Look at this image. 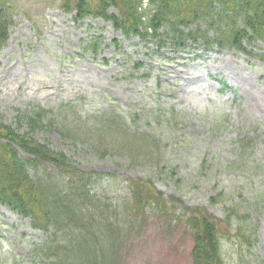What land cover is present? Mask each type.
Segmentation results:
<instances>
[{
	"label": "rangeland",
	"instance_id": "1",
	"mask_svg": "<svg viewBox=\"0 0 264 264\" xmlns=\"http://www.w3.org/2000/svg\"><path fill=\"white\" fill-rule=\"evenodd\" d=\"M6 4L13 25L0 51L1 122L18 127L17 115H30L36 106L63 112L66 123L42 127L35 137L65 153L78 169L103 175L94 191L114 202L127 196L126 181L136 179H152L166 199L179 198L178 212L186 216L191 210L184 206L224 218L234 201L251 199L257 203L254 246L241 247L232 237L222 251L228 264H247L250 257L264 261L263 42L248 46L250 55L218 47L158 53L102 19L75 20L61 0ZM91 37L101 40L97 57L81 49ZM136 61L146 64L138 69ZM135 112L142 117L132 126H144L159 139V168L99 156L63 135L73 119L84 128L101 114L119 119ZM229 232L235 235V223ZM44 241L29 218L0 206V264H28L34 246ZM192 246L181 221L167 226L152 216L128 236L122 262L191 264Z\"/></svg>",
	"mask_w": 264,
	"mask_h": 264
},
{
	"label": "trees",
	"instance_id": "2",
	"mask_svg": "<svg viewBox=\"0 0 264 264\" xmlns=\"http://www.w3.org/2000/svg\"><path fill=\"white\" fill-rule=\"evenodd\" d=\"M61 5L77 21L102 19L128 40L151 43L158 53L218 47L250 55L248 46L264 43V0H61ZM12 25L10 6L0 0V51ZM100 48L101 40L95 37L81 43V49L94 57ZM145 64L136 61L135 67ZM62 113L36 106L30 115H17L22 121L18 127L0 121V204L29 218L31 227L45 236L30 252L28 264H123L128 236L152 216L167 226L181 221L189 229L191 264H228L222 245L232 237L241 247L254 246L257 228L252 216L257 203L251 199L234 201L224 218H216L187 206L184 209L191 213L180 214L181 200L166 199L152 179L127 180V196L116 202L99 195L94 189L103 175L78 169L65 153L35 137L42 127L66 123ZM140 117L136 112L119 119L101 114L84 128L73 119L63 135L88 145L99 156L111 154L159 168L164 155L156 134L132 126ZM164 163L163 167L171 164ZM234 223L233 236L229 228ZM247 264L264 261L250 257Z\"/></svg>",
	"mask_w": 264,
	"mask_h": 264
}]
</instances>
